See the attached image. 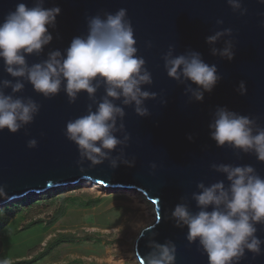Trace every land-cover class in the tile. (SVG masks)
<instances>
[{
  "label": "water",
  "instance_id": "water-1",
  "mask_svg": "<svg viewBox=\"0 0 264 264\" xmlns=\"http://www.w3.org/2000/svg\"><path fill=\"white\" fill-rule=\"evenodd\" d=\"M21 2L32 7L34 0H0V23ZM239 2L241 8L234 10L228 0H45L46 8L58 6L61 14L56 27L50 28L52 42L42 53L26 57L29 66L42 63L54 50L63 53L74 37L86 35L88 17L124 8L134 28L138 55L145 59L152 75V84L142 87L156 93V98L144 102L149 114L143 117L136 113L134 104L113 101L125 112L122 120L117 119L115 132L123 143L103 164L92 165L66 138L65 128L69 120L86 115L89 106L95 111L106 95L105 85H99L95 99L81 93L74 103L63 90L46 99L26 80H22L24 89L19 93L3 89L5 94L35 100L41 109L34 122L19 133L0 132V187L5 191L0 196V209L31 195L83 183L135 192L147 200L155 214L135 242L140 264H146V254L153 250L150 243L169 240L177 247L176 264H208L198 244L187 241V228L175 226L171 216L175 206L183 203L193 213L198 212L192 196L200 191L199 183L209 186L224 181L227 186L226 176L213 165H251L264 177V163L254 154L217 147L210 138L209 124L220 107L250 117L254 128H264V3ZM225 29H231V34L215 44L207 42V37ZM229 45L235 54L232 61L212 54L214 48L219 52ZM169 51L173 56L198 52L205 62L217 66L221 79L211 93H204L202 102L189 91L196 85L168 77L164 56ZM6 79L15 82L0 61V82ZM241 82L245 94L239 91ZM31 139L37 141L34 148L28 147ZM112 160L116 168L111 167ZM257 228V236L264 241V226ZM240 264H264V245L261 255L247 252Z\"/></svg>",
  "mask_w": 264,
  "mask_h": 264
},
{
  "label": "clouds",
  "instance_id": "clouds-1",
  "mask_svg": "<svg viewBox=\"0 0 264 264\" xmlns=\"http://www.w3.org/2000/svg\"><path fill=\"white\" fill-rule=\"evenodd\" d=\"M264 3V0H260ZM45 0H34L33 6L18 3L0 23V61L4 71L15 78L3 80L0 88V132L8 130L17 134L34 122L41 105L5 94L11 88L13 94L24 89L22 80L31 84L33 90L46 99L57 96L62 90L74 103L81 93L95 99L99 85H105L104 98L95 111L89 106L86 115L69 120L65 128L66 138L73 142L82 158L92 165H101L110 159L109 153L123 142L117 138V119L125 116L124 109L113 101L121 100L124 105H135L136 113L147 116L144 102L155 99L156 93L144 90L142 86L152 84V75L146 61L138 55L137 40L127 10L105 13L87 19V34L74 37L62 53L54 50L42 63L29 66L26 57L38 55L48 46L61 8H46ZM234 9H240L239 0H228ZM231 29L207 37L209 44H215ZM229 61L234 59L231 45L222 51L212 50ZM164 67L169 78L176 81H190L196 89L189 88L198 102L204 100V93H211L221 77L215 64L205 62L198 52L173 56L169 51L164 56ZM241 94L246 88L239 85ZM255 121L248 116L217 108L214 121L209 124L210 138L217 147L229 146L245 154H254L264 163V128H254ZM124 128L123 123L120 129ZM128 137H125L127 140ZM191 140L192 138L189 137ZM37 145L35 139L28 141V147ZM129 167L128 161H124ZM112 168H116L112 160ZM154 168L155 165H152ZM214 170L223 173L228 181H218L209 186L199 183L200 191L193 193L198 212L190 211L186 204H177L171 213L176 227L187 228L186 239L198 244V250L206 254L208 264H240L247 252L254 256L262 254V241L257 226H264V177L251 165H213ZM5 194L0 187V196ZM211 209V210H209ZM153 250L146 254V264H176L177 247L171 241L164 244L152 242ZM0 264H9L0 260Z\"/></svg>",
  "mask_w": 264,
  "mask_h": 264
},
{
  "label": "rangeland",
  "instance_id": "rangeland-1",
  "mask_svg": "<svg viewBox=\"0 0 264 264\" xmlns=\"http://www.w3.org/2000/svg\"><path fill=\"white\" fill-rule=\"evenodd\" d=\"M92 186L83 183L54 189L0 209L19 207L0 235V260L9 264H137L132 247L142 229L154 221L151 205L135 193L148 205L149 214H145L143 206L134 207L135 195L122 190L106 191L105 195L104 189L94 191ZM89 202L92 205L88 207ZM63 205L65 211L60 215ZM31 223L36 225L26 230ZM59 235L73 236L77 241L35 261Z\"/></svg>",
  "mask_w": 264,
  "mask_h": 264
},
{
  "label": "trees",
  "instance_id": "trees-1",
  "mask_svg": "<svg viewBox=\"0 0 264 264\" xmlns=\"http://www.w3.org/2000/svg\"><path fill=\"white\" fill-rule=\"evenodd\" d=\"M24 199V198H23ZM92 202H89L87 204V206H91ZM62 210L59 212L60 215H62L65 211L64 209V205L62 206ZM15 210H19V207L16 206H12L9 209L6 210H0V235L8 228L9 224L11 223L10 221L12 220V218H14V213ZM11 214V215H9ZM36 224H29L26 227V230L30 229L31 227H33ZM51 226V225H50ZM76 238L73 236H66V235H59L57 236L55 239H53L52 241H50L46 247L44 248L43 252L40 253L36 258L35 261L41 260L46 258L47 256H49L56 248H58L59 246L65 244V243H74L76 242ZM33 261H29L28 264L32 263Z\"/></svg>",
  "mask_w": 264,
  "mask_h": 264
},
{
  "label": "bare ground",
  "instance_id": "bare-ground-1",
  "mask_svg": "<svg viewBox=\"0 0 264 264\" xmlns=\"http://www.w3.org/2000/svg\"><path fill=\"white\" fill-rule=\"evenodd\" d=\"M98 187H99V188H98ZM98 187H97V186H95V187L92 186V188H94V191H96V190H100V191H102V190H103L102 187H100V186H98ZM94 191H93V192H94ZM106 191H108V193H109V192H111V191H113V190H110V189H109V190H103V192L106 193L105 195H107V192H106ZM117 191H119V190H117ZM125 192L128 193V194H131L132 196L135 195V192H131V191H125ZM132 193H134V194H132ZM137 194H138V193H137ZM137 194L134 196V197H135V198H134L135 201L133 200V201H134V207H135V208H138L139 205H141V206H143V207H142L143 213H145V214L148 213V214H149V209H148V205H147V203L141 201L140 199H138V198H137V197H138ZM105 195H104V196H105ZM111 196H112V195H111ZM136 196H137V197H136ZM140 196H141V195H140ZM136 210H137V209H136ZM142 210H141V211H142ZM152 210H153V209H152ZM150 211H151V210H150ZM153 215H154V217H155V214H154V213H153ZM154 219H155V218H154ZM138 236H139V235H138ZM138 236H137V237H138ZM132 251H133V252H132L133 255L135 256L134 258H135L137 264H140V262H139V260H138V258H137V256H136V253H135V246L132 247Z\"/></svg>",
  "mask_w": 264,
  "mask_h": 264
}]
</instances>
